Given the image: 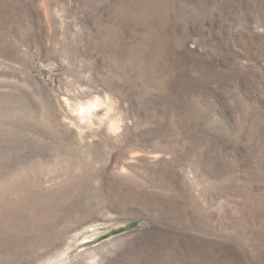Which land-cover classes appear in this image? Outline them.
I'll return each mask as SVG.
<instances>
[{"label": "rangeland", "instance_id": "obj_1", "mask_svg": "<svg viewBox=\"0 0 264 264\" xmlns=\"http://www.w3.org/2000/svg\"><path fill=\"white\" fill-rule=\"evenodd\" d=\"M0 264H264V0H0Z\"/></svg>", "mask_w": 264, "mask_h": 264}, {"label": "bare ground", "instance_id": "obj_2", "mask_svg": "<svg viewBox=\"0 0 264 264\" xmlns=\"http://www.w3.org/2000/svg\"><path fill=\"white\" fill-rule=\"evenodd\" d=\"M96 105H97V102L92 103V104H90L89 107L86 108L85 110H90L91 108H93V107L96 106Z\"/></svg>", "mask_w": 264, "mask_h": 264}]
</instances>
